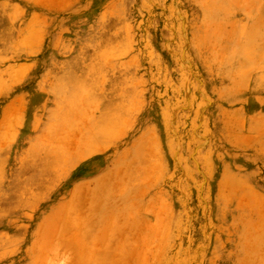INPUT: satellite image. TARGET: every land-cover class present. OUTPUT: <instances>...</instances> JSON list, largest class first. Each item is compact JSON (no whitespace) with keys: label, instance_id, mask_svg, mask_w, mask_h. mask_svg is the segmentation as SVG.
<instances>
[{"label":"rangeland","instance_id":"obj_1","mask_svg":"<svg viewBox=\"0 0 264 264\" xmlns=\"http://www.w3.org/2000/svg\"><path fill=\"white\" fill-rule=\"evenodd\" d=\"M0 10L19 41L40 27L49 60L0 43V124L20 95L0 126V264H264V0ZM30 74H44L43 104L28 129ZM97 145L58 184L62 161ZM102 172L123 186L108 203L84 209V190L55 212L73 180Z\"/></svg>","mask_w":264,"mask_h":264},{"label":"crops","instance_id":"obj_2","mask_svg":"<svg viewBox=\"0 0 264 264\" xmlns=\"http://www.w3.org/2000/svg\"><path fill=\"white\" fill-rule=\"evenodd\" d=\"M4 1L5 0H0V6ZM25 1H30V0H25ZM68 1H74V0H61V2H68ZM39 5H45L47 7L52 6L48 2H47V4H39ZM6 13L8 14V12H6ZM33 13H36V12H29L28 11L27 17H26V18H28V22L31 18V15H33ZM1 17H4V16H3V11L0 10V18ZM27 24L28 25H25L22 27L23 33H21L22 39L20 41H19L20 31L17 30L20 27L17 28L16 31H9L7 26L8 27H10V26L8 24L5 28L3 26H0V43H3L2 39H6V41H4V42L6 44H10L12 47H15V44H21V46H17V47L22 49L23 61H37V65H41L42 64L41 61H49V60H47V58L45 59V58H43V56L40 55V50L44 47V45L46 43V34L40 32V27H37V28L33 29V31H30L29 23H27ZM85 34L87 35V31L85 32ZM76 66L84 68V67L88 66V64L86 63V61L83 64L81 63V61H76ZM82 73L81 74H73V75L77 78H80V77L84 76ZM43 75L44 74H42L41 76L40 75L36 76L34 79H31V77H33L34 75L30 74L28 79L33 80L34 82L36 81L38 84V82L41 81V79L43 78ZM36 82H35L34 87L29 89L28 92L26 93L29 96L27 110H26V113H27L26 128H28V129L33 124V115L39 111V109H40L39 107H41L43 104V102H42L43 100H41L42 95H40V93L38 91L39 85H36ZM19 96L20 95L15 97L17 99L5 107L3 114H2V119H1V124H0L1 127H2V125L6 124V121H5L6 112H7L6 117H7V119H9L10 115L15 111L14 109H16L17 103H19V101H20V98H18ZM39 105H41V106H39ZM47 124H48V121L45 124V130H46ZM106 145L107 144L105 143V146ZM98 146L99 145L95 146L90 151H88V150H86L84 152L77 151V153H75L76 159L69 160V162H66L65 160L62 161L61 166H60L61 169L60 170L57 169L58 172H55V174L53 176V177H55V179H59L58 184H60L61 182H64L65 179L70 177L72 175V172H74V170H77V169L81 170L80 166L83 165L84 163H86V161L85 160L83 161L82 158L88 157L92 153L101 150V148H104V146L101 145L97 149ZM72 161H73V163L71 164ZM75 165H77V166H75ZM73 166H75V167H73ZM65 170H67V172H65ZM110 177H111V172H109V173L108 172H102V173H98L97 175L93 176V178L90 180H85L84 177L73 180L71 182L69 188H68L67 197L65 198L66 200L64 202H60L59 204L57 203L55 205V209H56L55 212L58 213L59 210L60 211L65 210L67 205L70 203V200L72 199V194L74 192L75 193L76 192L82 193V191H84V190H86V192H87L86 196L87 195H88V197L90 196V199H88V197H86V198L84 197V193L81 195V199H82L81 204H83L84 209L86 207L85 204L89 203V201H92V203H97V204L108 203L110 200V195L114 191V189L117 190L116 187H119V186H120V190L123 188V186L120 184H119V186L110 185L109 184ZM55 182H56L55 183V185H56L57 180ZM55 185L53 186V188H55ZM49 188H51V187L45 186V187L41 188L40 191L41 192H47L49 190ZM123 192L124 191H122V194H125ZM116 193H119V192L116 191ZM122 194L120 195V198H121ZM96 198H97V200H95ZM95 209H98V208H95ZM83 210H82V212H84ZM78 212L79 211H77V213Z\"/></svg>","mask_w":264,"mask_h":264}]
</instances>
